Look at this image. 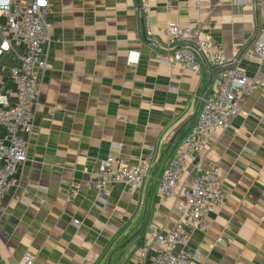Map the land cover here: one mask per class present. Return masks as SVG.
<instances>
[{
  "label": "crops",
  "instance_id": "crops-1",
  "mask_svg": "<svg viewBox=\"0 0 264 264\" xmlns=\"http://www.w3.org/2000/svg\"><path fill=\"white\" fill-rule=\"evenodd\" d=\"M253 0H52L42 90L34 107L27 160L7 189L0 219V264H147L141 239L148 223L170 230L192 173L174 196L161 198L159 178L194 125L203 98L222 82L215 68L172 70L159 55L169 24L201 20L203 31L250 77L264 81V63L245 56L264 30V7ZM24 48L0 56V97L16 102L11 69ZM246 116L215 129L201 152L220 167L228 193L203 231L186 223L190 264H264V89L245 95ZM190 121V122H189ZM189 124L170 141L177 130ZM0 125V146L11 141ZM136 165L153 155L136 192L125 183L95 186L92 173L108 155ZM2 163L0 162V169Z\"/></svg>",
  "mask_w": 264,
  "mask_h": 264
},
{
  "label": "built area",
  "instance_id": "built-area-1",
  "mask_svg": "<svg viewBox=\"0 0 264 264\" xmlns=\"http://www.w3.org/2000/svg\"><path fill=\"white\" fill-rule=\"evenodd\" d=\"M241 4L253 0H236ZM52 0H0V56L14 48L23 47L19 63L11 69L16 84L14 105H5L0 97V125L11 133L8 145L0 146V219L4 212L3 199L11 179L27 160L28 136L33 130L34 107L42 90V76L50 68L47 47L51 24L48 21ZM260 8L264 2L259 3ZM144 16L150 21L149 0H144ZM201 20L187 24H169L166 29L167 46L159 55L160 61L170 69L199 73L201 62L216 69L222 82L203 98V105L194 125L185 135L181 146L171 157L166 170L159 178L161 198L174 196L183 174L192 173L184 191L185 204L180 206L184 219L170 230L148 223L141 239L140 255L147 264H190L192 254L183 250L188 238L184 225L190 223L205 231L209 217L224 206L228 193L221 186L220 167L201 157L202 149L210 142L212 132L227 128L240 115L246 116L245 95L264 89V81L250 77L225 55L223 48L203 31ZM245 56L264 63V30L259 32ZM153 155L139 164L128 166L117 163L114 154L104 158L92 177L96 188L125 183L132 192L139 191L147 182ZM24 264H34L26 254Z\"/></svg>",
  "mask_w": 264,
  "mask_h": 264
},
{
  "label": "water",
  "instance_id": "water-1",
  "mask_svg": "<svg viewBox=\"0 0 264 264\" xmlns=\"http://www.w3.org/2000/svg\"><path fill=\"white\" fill-rule=\"evenodd\" d=\"M189 122L185 123L181 128H179L177 130L176 134L172 137V139L170 141V144H172L174 142V140L176 139L177 135L189 124Z\"/></svg>",
  "mask_w": 264,
  "mask_h": 264
}]
</instances>
